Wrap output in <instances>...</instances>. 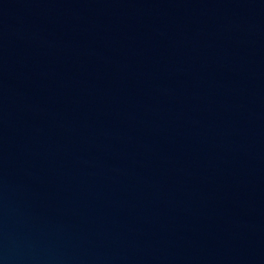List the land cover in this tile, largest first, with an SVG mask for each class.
<instances>
[{"label": "water", "instance_id": "obj_1", "mask_svg": "<svg viewBox=\"0 0 264 264\" xmlns=\"http://www.w3.org/2000/svg\"><path fill=\"white\" fill-rule=\"evenodd\" d=\"M0 264H264V0H0Z\"/></svg>", "mask_w": 264, "mask_h": 264}]
</instances>
